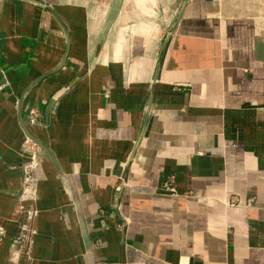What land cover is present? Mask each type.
I'll return each mask as SVG.
<instances>
[{
	"label": "crops",
	"instance_id": "crops-1",
	"mask_svg": "<svg viewBox=\"0 0 264 264\" xmlns=\"http://www.w3.org/2000/svg\"><path fill=\"white\" fill-rule=\"evenodd\" d=\"M0 264H264V0H0Z\"/></svg>",
	"mask_w": 264,
	"mask_h": 264
},
{
	"label": "built area",
	"instance_id": "built-area-1",
	"mask_svg": "<svg viewBox=\"0 0 264 264\" xmlns=\"http://www.w3.org/2000/svg\"><path fill=\"white\" fill-rule=\"evenodd\" d=\"M33 166V163H29L28 165H26L25 167L27 168H31ZM28 174V173H27ZM23 181L25 182L26 186L23 188L22 190V195H28V194H33L34 192V188H32L31 185H29L31 182H32V177L30 175H26L24 178H23Z\"/></svg>",
	"mask_w": 264,
	"mask_h": 264
},
{
	"label": "rangeland",
	"instance_id": "rangeland-1",
	"mask_svg": "<svg viewBox=\"0 0 264 264\" xmlns=\"http://www.w3.org/2000/svg\"><path fill=\"white\" fill-rule=\"evenodd\" d=\"M95 1L100 2V1H103V0H95Z\"/></svg>",
	"mask_w": 264,
	"mask_h": 264
},
{
	"label": "water",
	"instance_id": "water-1",
	"mask_svg": "<svg viewBox=\"0 0 264 264\" xmlns=\"http://www.w3.org/2000/svg\"><path fill=\"white\" fill-rule=\"evenodd\" d=\"M40 146H42V144H39ZM43 147V146H42Z\"/></svg>",
	"mask_w": 264,
	"mask_h": 264
}]
</instances>
